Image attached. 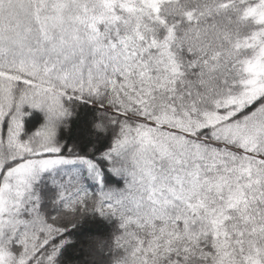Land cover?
Masks as SVG:
<instances>
[{
    "label": "snow or ice",
    "instance_id": "snow-or-ice-1",
    "mask_svg": "<svg viewBox=\"0 0 264 264\" xmlns=\"http://www.w3.org/2000/svg\"><path fill=\"white\" fill-rule=\"evenodd\" d=\"M0 264H264V0H0Z\"/></svg>",
    "mask_w": 264,
    "mask_h": 264
}]
</instances>
